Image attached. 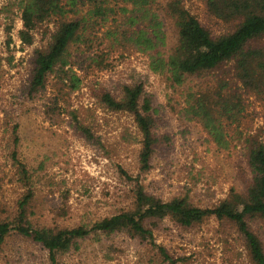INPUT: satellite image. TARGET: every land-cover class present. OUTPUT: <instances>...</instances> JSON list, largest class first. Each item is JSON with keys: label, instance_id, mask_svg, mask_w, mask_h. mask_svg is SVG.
Returning a JSON list of instances; mask_svg holds the SVG:
<instances>
[{"label": "rangeland", "instance_id": "1", "mask_svg": "<svg viewBox=\"0 0 264 264\" xmlns=\"http://www.w3.org/2000/svg\"><path fill=\"white\" fill-rule=\"evenodd\" d=\"M23 1L0 0V221L12 219L19 202L30 192L28 216L35 226H91L130 208L135 180L128 179L124 171L133 177L140 172L141 134L129 114L111 111L99 99L103 91L118 94L123 83L144 84L158 109V132L170 137L157 150L152 168L141 175L148 191L165 200L186 197L197 206L209 207L240 182L247 169L245 140L264 139V102L241 94L243 111L236 120L232 114L223 119L228 144L218 147L214 134L187 110L186 100L195 93L201 96L217 90L221 78L235 89V80L219 69L190 77L178 87L169 80L168 72H155L152 67L153 58H166L177 39V28L166 7L170 0H148L139 10L132 0H108L116 14L96 31L106 43L108 31L121 32L132 15L135 26L146 29L155 41L153 27L160 22L163 41L156 42L155 49L142 50L130 44L109 49L111 68L89 75L77 71L81 80L75 89L68 79L62 83V73L56 72L46 91L33 98L25 91L29 60L34 48L47 42L58 21L48 19L40 26L34 45H22L18 32ZM184 3L214 32L223 28L208 21L201 0ZM77 8L78 15L69 14L71 17L88 13L81 1ZM133 9L136 11L131 12ZM70 52L75 60L78 50L71 48ZM56 97L59 113H47ZM16 124L19 143L14 147L12 130ZM155 238L178 264H250L239 232L214 219L189 229L166 219ZM80 245L63 255L60 263L167 264L156 255L152 259L155 251L148 243L139 244L124 234L91 235ZM0 264H49V254L39 243L12 232L0 247Z\"/></svg>", "mask_w": 264, "mask_h": 264}, {"label": "trees", "instance_id": "2", "mask_svg": "<svg viewBox=\"0 0 264 264\" xmlns=\"http://www.w3.org/2000/svg\"><path fill=\"white\" fill-rule=\"evenodd\" d=\"M78 1L88 7V13L71 17L69 14L78 15ZM132 1L139 10L145 8L148 0ZM201 1L208 21L223 28L214 32L211 26L204 24L186 7L184 0H170L166 7L177 28V39L166 58H153L152 67L155 72H168L169 80L178 87L183 86L190 77H199L219 69L235 80V89L231 88L229 80L221 78L217 90L202 92L201 96L195 93L191 95L192 99L186 100L187 110L194 113L193 116L198 117L214 134L215 142L221 148L228 144L223 136V119L231 118L232 114L233 120H236L241 114V94L264 102V0ZM107 3L108 0L22 2V27L18 32L22 45H34L40 26L48 19L55 17L58 21L47 42L35 47L30 57V73L25 84L28 96L33 98L46 91L50 77L56 72L62 73L59 75L62 83L68 79L71 89L77 88L81 80L77 71L89 75L111 68L109 49L128 44L142 50L155 49L156 42L163 41L160 22L155 24L159 27H153L155 41L154 37L148 36L146 29L135 26L132 15L125 21L129 28L123 27L121 32L108 31L106 43L105 38L98 36L96 31L103 27L110 15L116 14ZM120 9L127 11V8ZM136 9L130 11L135 12ZM114 21L117 20L114 18ZM119 27L121 24L117 29ZM71 48L79 52L75 60L71 58ZM99 99L111 111L129 114L141 134L138 156L140 172L133 177L124 171L128 179L135 180L133 204L128 209L95 221L91 226H35L28 216L32 198L30 192L19 202L12 219L0 221V247L12 232H17L42 245L48 251L49 264H61L63 255L78 250L80 242L91 235L124 234L139 244L148 243L155 251L152 259L156 255L162 263L178 264V259L167 247L157 243V228L166 219L183 229L214 219L235 227L248 250L250 264H264V139L255 137L245 140L247 169L241 175L240 182L232 185L227 196L217 204L200 207L186 197L176 196L165 200L148 191L140 181L142 173L152 168L157 150L170 139L169 134L161 135L158 132V109L144 84L123 83L118 94L103 91ZM52 101L47 113L55 115L60 110L59 99L56 97ZM82 128L91 135L88 129ZM18 129L16 124L12 130L14 147L19 143Z\"/></svg>", "mask_w": 264, "mask_h": 264}]
</instances>
